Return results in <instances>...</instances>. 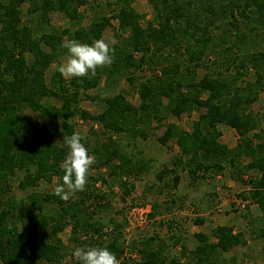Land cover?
Listing matches in <instances>:
<instances>
[{
    "label": "trees",
    "instance_id": "1",
    "mask_svg": "<svg viewBox=\"0 0 264 264\" xmlns=\"http://www.w3.org/2000/svg\"><path fill=\"white\" fill-rule=\"evenodd\" d=\"M146 1L153 17L142 25L143 16L134 10L131 0H105L98 10L97 5L87 7L85 0H0V264L60 263L65 246L57 235L68 226L69 245L107 247L119 261L124 255V224L112 218L107 223L97 219L98 211L102 213L109 204H102L104 196L89 192L86 186L73 200L64 201L46 192L30 193L12 203L8 180L16 171L25 172L20 190L39 181L50 183L53 178L62 182L60 164L67 148L52 141L45 126L51 120H61L63 135L69 136L74 131L68 119L77 116L97 122L108 138L89 150L96 158L92 166L138 178L150 161L139 150L130 156L131 152L123 151L112 139L122 135L146 139L150 122L161 125L167 116L180 118L196 110L191 132L169 123L157 141L161 145L175 141L180 154L174 166L187 169L191 181L203 180L199 172L219 173L224 163L239 171L240 160L247 158L244 169L257 172L259 178L250 181L251 190L241 197L256 204L264 218V127L262 136H257L262 138L260 143L253 145L244 137L233 149L219 143L217 129L225 125L243 137L257 127L255 116L243 112V106L249 107L257 91L264 88V50L256 46L264 36V0ZM25 4L29 17L24 22L21 9ZM81 7L94 11L87 26L81 25ZM110 8L109 15L106 11ZM54 12L63 15L70 27L59 30L49 26V15ZM112 20L121 37L112 45L114 60L109 67H103L97 76L68 81L56 68L47 82V69L66 56L63 42L75 39L91 44L112 27ZM209 60L212 66H207ZM215 66L222 72H212ZM145 68L159 75L136 82L138 106L118 94L105 99L97 115L79 110L80 90L96 87L101 72L113 77L134 75ZM198 70L205 71L199 80ZM249 70H253V82L240 86ZM44 100H55L59 106H45ZM27 112L37 114L42 125L37 126ZM85 141L83 138L82 143ZM166 174L173 175L171 184L177 187L180 178L173 169L157 173V181L162 182ZM87 202L96 208L94 212L87 211ZM46 204L55 207L44 211ZM152 209L149 217L155 214ZM195 221L198 226L203 223ZM194 237L197 245L184 262L180 258L185 256V248L179 258H167L164 248H154L150 238L140 244L138 260H131L132 264H217L221 254L245 245L242 235L230 226H218L209 236L198 233Z\"/></svg>",
    "mask_w": 264,
    "mask_h": 264
},
{
    "label": "rangeland",
    "instance_id": "2",
    "mask_svg": "<svg viewBox=\"0 0 264 264\" xmlns=\"http://www.w3.org/2000/svg\"><path fill=\"white\" fill-rule=\"evenodd\" d=\"M85 1L88 2L87 7L97 5L96 10L100 9V6L105 2V0ZM131 1L134 10L143 16L141 24L145 25L153 17L151 7L146 0ZM87 7L79 9L84 15L82 26H87L94 14L93 8L86 10ZM26 10L27 5L25 4L21 9L24 22L29 17ZM112 10L113 8H110L106 12L110 15ZM48 24L59 30L70 27L69 21L57 12L49 15ZM111 26L103 32L101 38L109 41L114 39V44H116L121 34L116 31L117 23L115 20L111 21ZM256 46L258 50H264V36H260ZM64 59L65 56L61 57L58 63L51 64L47 69L45 76L47 82L55 72L57 65L62 63ZM207 66H212V60L207 61ZM218 67H213L212 72H222V69H217ZM102 68L98 67L95 75L89 74L86 77L97 76ZM204 73L205 71L198 70L197 79L199 80ZM231 74H234V69L231 70ZM155 75L158 76L159 72H153L149 68H145L134 75L133 73L116 74L113 77H107L106 74L101 72L96 87L87 91L80 90L78 108L90 115H97L103 110L104 100L118 94L125 96L129 104L138 106L140 100L135 89L136 82ZM106 78L109 79L106 80ZM63 79L69 80L64 77ZM253 80V70H249L248 75L239 81V85L244 86L246 81L253 82ZM43 102L45 106H59L55 100H44ZM243 112L255 116L257 127L248 131L245 136L240 137L232 128L218 125L217 129L220 132L218 141L228 149L235 148L244 137L250 140L253 145L261 142L262 138L257 136L263 134L264 88L257 91L256 100L249 107L243 106ZM27 114L34 119L37 126L42 125V122L37 118V114L31 112H27ZM197 116L198 112L193 110L189 115L183 114L180 118L167 116L162 119L161 125H158L156 121H152L147 128L146 139H131L128 135L112 139V141L119 143L123 151L131 152L130 156H133L134 152L139 150L142 152L143 158L150 161L149 167L138 178L131 175L120 176L119 172L112 173V170L107 167L101 169L95 168V166L91 167L86 188L89 192L102 194L104 196L102 204H109L102 213L98 211L96 218L104 223L112 218L115 222L124 224L122 229L124 255L120 264H132L131 260H138L137 250L140 244L150 240V238L153 240L151 242H153L154 248H164V255L167 258L174 256L179 258L182 256V249L185 248V256L183 255L184 257L180 258L184 262L188 256L187 254L197 245L194 235L202 233L209 236L211 231L218 226L232 227L234 233L242 235L245 245L236 246L227 253L221 254L217 264H264L263 213L249 198L244 200L241 197H247L249 190H251L250 181H256L259 178L257 172L244 169L249 160L242 157L239 171H235L224 163V169L219 173L209 172L203 174L199 172V175H203V180L191 181L187 169L182 166H174V162L180 154L175 141L170 140L166 145H161L157 141L164 132L165 125L169 123L177 125L183 131L191 132L192 123L197 120ZM60 121L51 120L45 123L46 128L52 133V141L59 146L64 137L60 128ZM66 122L73 127L74 132H79L83 138H86L87 141L83 143L88 152L90 149L103 145L108 138L97 122L85 121L77 116L68 119ZM115 164L118 163L115 162ZM163 169L167 171L175 170V174L180 178L177 187H172V174L163 175L162 182L157 181L156 175L162 172ZM24 175V171H16L8 180L11 186L9 197H12L13 204H16L21 198L24 199L30 193L42 195L46 192L53 193L54 187L60 182L57 178H53L50 183L39 181L35 186L20 190L19 183L22 182ZM74 197L69 200H73ZM5 198L7 199V197ZM26 207L29 211V204ZM51 207H53L51 204L43 205V210L47 211ZM87 207H89V202H87ZM152 207L155 208V214L153 217H149L153 210ZM95 210V207L87 208L88 212H94ZM197 219L203 222L202 225H196L195 220ZM57 237L61 239L65 246L62 252V260L58 264H75L70 259L71 252L75 248L73 245H69L68 242L70 227L68 226Z\"/></svg>",
    "mask_w": 264,
    "mask_h": 264
},
{
    "label": "clouds",
    "instance_id": "3",
    "mask_svg": "<svg viewBox=\"0 0 264 264\" xmlns=\"http://www.w3.org/2000/svg\"><path fill=\"white\" fill-rule=\"evenodd\" d=\"M114 39L105 38L94 40L91 44L80 43L72 39L61 44L66 49V56L57 66L58 72L67 79L82 78L89 74L95 75L98 67L110 66L114 60ZM83 137L79 132L64 135L61 143L67 148L65 158L60 164L63 170L62 182H58L53 189V195L68 201L77 192L85 190L88 175L96 158L90 155ZM70 259L75 264H120L117 256L107 247H75Z\"/></svg>",
    "mask_w": 264,
    "mask_h": 264
}]
</instances>
